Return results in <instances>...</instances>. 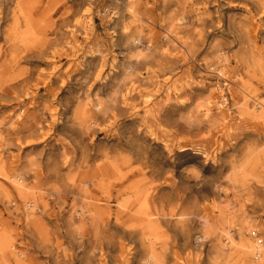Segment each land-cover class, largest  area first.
Returning <instances> with one entry per match:
<instances>
[{
    "label": "rangeland",
    "instance_id": "rangeland-1",
    "mask_svg": "<svg viewBox=\"0 0 264 264\" xmlns=\"http://www.w3.org/2000/svg\"><path fill=\"white\" fill-rule=\"evenodd\" d=\"M84 185L106 216L154 196L171 264H210L206 227L264 238V1L0 0V264H101Z\"/></svg>",
    "mask_w": 264,
    "mask_h": 264
},
{
    "label": "bare ground",
    "instance_id": "bare-ground-1",
    "mask_svg": "<svg viewBox=\"0 0 264 264\" xmlns=\"http://www.w3.org/2000/svg\"><path fill=\"white\" fill-rule=\"evenodd\" d=\"M249 160L247 159L245 163L232 165V172L226 177V180L235 184V188H238L236 184L242 180ZM30 174L35 176L33 171ZM9 179L20 191L26 181L23 174L17 172L12 174ZM84 187L86 188L85 185ZM129 193H131L130 197H124ZM105 195L102 202L113 201L118 205V213L115 216L112 214L106 216L107 212L96 202H93L99 201V199L91 194L89 188L85 189L84 196H78L79 200L75 198V202L70 208L71 219L80 217L83 221L88 220L92 229L73 234L71 241L79 248L89 242L93 247V252H98L102 256L101 264H171L166 252L167 243L161 230L166 216L162 214L161 206L158 205L155 197L134 186L109 189L106 190ZM26 198L25 229L29 225H37L35 215L37 201L30 197ZM238 235L236 238V235L231 231L217 232L213 226L206 227L197 235L194 245L197 251L203 252V245L212 238L209 243L210 264H264V238L262 235L259 233L256 238L251 234L250 239L247 238L242 224ZM258 239L262 241L260 242ZM14 246V240H9L7 249ZM3 249L7 250L4 237L0 235V250L3 251ZM115 254L120 260H116ZM198 264H204V262L199 261Z\"/></svg>",
    "mask_w": 264,
    "mask_h": 264
},
{
    "label": "built area",
    "instance_id": "built-area-1",
    "mask_svg": "<svg viewBox=\"0 0 264 264\" xmlns=\"http://www.w3.org/2000/svg\"><path fill=\"white\" fill-rule=\"evenodd\" d=\"M251 234H252V236H254V237H258V235H259V233H258V231H255V230H253L252 232H251ZM260 242L262 241L261 239H258Z\"/></svg>",
    "mask_w": 264,
    "mask_h": 264
}]
</instances>
